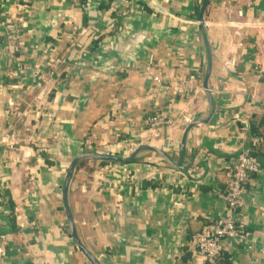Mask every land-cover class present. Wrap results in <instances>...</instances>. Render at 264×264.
<instances>
[{"label": "crops", "instance_id": "0c3cea01", "mask_svg": "<svg viewBox=\"0 0 264 264\" xmlns=\"http://www.w3.org/2000/svg\"><path fill=\"white\" fill-rule=\"evenodd\" d=\"M199 6L0 0V135L16 121L14 100L31 123L25 137L32 126L42 150L30 161L22 148L0 143V233L9 241L0 264H93L75 243L62 198L68 164L82 150L128 154L131 141L169 139L165 148L177 157L186 121L209 111ZM204 18L214 111L188 132L185 170L150 150L130 162L83 157L74 168L68 201L76 230L103 264H199L188 238L225 212L220 193L231 159L264 130V0H207ZM8 19L26 25L15 47L3 27ZM65 32H75L76 46ZM48 66L58 68L50 84L25 90ZM156 71L163 74L157 83ZM189 73L198 86L190 90L181 81ZM156 104L175 124L149 138L143 119ZM254 152L264 163V143ZM245 187L238 211L245 238L225 239L217 264H264V165Z\"/></svg>", "mask_w": 264, "mask_h": 264}, {"label": "built area", "instance_id": "2783aa9c", "mask_svg": "<svg viewBox=\"0 0 264 264\" xmlns=\"http://www.w3.org/2000/svg\"><path fill=\"white\" fill-rule=\"evenodd\" d=\"M122 2H129L130 0H119ZM2 22V21H1ZM198 22V19L197 21ZM23 21L16 23L14 20H6L3 23V27L6 29V33L10 36V44L15 47L18 43V37L24 28ZM23 26V27H22ZM64 37L68 41L71 47L76 46L78 36L75 32H65ZM65 58L60 59V63H63ZM230 60H225V65L228 66ZM58 72L57 67H39L36 71L35 77L25 84L27 90L28 88H33L35 90L39 87H45L50 84L54 76ZM152 79L155 83L160 82L163 79V74L161 71H156L152 73ZM182 84L190 89L197 88L195 85L196 75L194 73H189L188 75L182 76ZM51 88V86L49 87ZM156 104L152 109L145 113L143 122L145 124L144 131L149 134V138H160L163 136L165 130H169L175 124V121L170 116L166 115ZM10 106L15 111L16 120L22 119L25 112L21 109L18 103L14 100H10ZM13 125V124H12ZM25 129H28L30 123H25ZM32 131L33 127H30ZM13 126L9 127L2 132L0 135V143H4L8 149H20L24 151V156H30L31 152L36 149L32 145H23L19 143V139L15 132L12 130ZM29 139L35 144L33 137ZM250 144L242 147V149L231 159L229 164V176L226 181L225 189L220 193L224 201L225 212L219 216L209 220L200 229L196 230L190 234L188 242L195 249V258L199 264H216L218 258L221 256L224 245L223 241L227 238H245V231L243 224L238 219V211L246 204L244 197L245 183L246 180L253 174L257 173L264 165L261 157L254 152L256 146L264 143V131L259 133H254L249 136ZM134 142L129 143L130 148ZM36 145V144H35ZM127 148V149H128ZM26 153V154H25ZM26 157V158H27ZM18 159V156L14 157ZM8 238L5 233H0V258L5 257L8 254ZM260 252L264 253V248H260Z\"/></svg>", "mask_w": 264, "mask_h": 264}, {"label": "water", "instance_id": "95a60500", "mask_svg": "<svg viewBox=\"0 0 264 264\" xmlns=\"http://www.w3.org/2000/svg\"><path fill=\"white\" fill-rule=\"evenodd\" d=\"M206 4H207V0H200V6L198 10V24L200 26V34H201L204 47L206 50V63H205L204 70H203L202 86L204 88V92L208 99L209 111L205 118L191 117L186 121L185 126L182 130V134L180 137L178 147H177V157L175 158L173 152L169 153L168 150H166L165 146H170V147L172 146L170 140L166 139L164 142V145L162 146H159L154 143H149V142H139L138 144L133 145L129 153L126 155H120L118 153H111V152L100 151V150H95V149H84L81 152H79L68 164L67 172H66V175L62 183L63 208H64L68 226L70 228V232L75 240V243L88 256V258L91 260L93 264H103V263L99 260V258L93 252H91L86 247V245L80 239L77 233V230H76L74 217L72 215V211H71L69 201H68V191H69V186H70L74 168L76 164L78 163V161L83 157H89V158H95V159L107 160V161L130 162L136 159V154L138 152L142 150H150L160 155L171 166L185 170L186 165H184V157L186 155V148H187L186 138H187L188 132L190 128L194 126L195 124L200 123V122H206L211 117L214 111V101H213L211 89L208 84V79L210 77V73L212 69V58H211L208 36L206 32V20L204 18V10H205Z\"/></svg>", "mask_w": 264, "mask_h": 264}, {"label": "rangeland", "instance_id": "374dc122", "mask_svg": "<svg viewBox=\"0 0 264 264\" xmlns=\"http://www.w3.org/2000/svg\"><path fill=\"white\" fill-rule=\"evenodd\" d=\"M24 105L21 106V109L24 108ZM25 116L26 115H24L22 119H18L13 123V129L12 130L15 132V135H17V137L19 139V143H21L23 145H32L33 148L35 149V144L32 143L33 141L31 139L27 140V138L25 137V134H26V129H25V125H24V122H26ZM26 124H27V122H26ZM30 134H32V136H34L33 140L35 141L36 136H35L34 132H30ZM1 144H4V143H1ZM126 152L120 153V152L116 151L115 153H118V154L120 153L121 155H126Z\"/></svg>", "mask_w": 264, "mask_h": 264}, {"label": "trees", "instance_id": "16d2710c", "mask_svg": "<svg viewBox=\"0 0 264 264\" xmlns=\"http://www.w3.org/2000/svg\"><path fill=\"white\" fill-rule=\"evenodd\" d=\"M0 21H1V9H0ZM48 68H49V66H48ZM262 131H264V130H262ZM262 131H260V132H262ZM254 133H259V132H254ZM254 133H252V134H254ZM35 149H37L36 150V152H39V154H42V150L40 149V148H38V146L37 145H35ZM35 155H30V156H28L27 158H26V160L28 159V160H30V161H33V159L34 158H36V156L34 157ZM47 158H45V160H46ZM100 161H102V162H110V161H107V160H100ZM223 254V253H222ZM222 254H221V256H222ZM220 256V257H221ZM219 257V258H220ZM219 258H218V260H219ZM218 260H217V262H218ZM217 262H216V264H217Z\"/></svg>", "mask_w": 264, "mask_h": 264}]
</instances>
